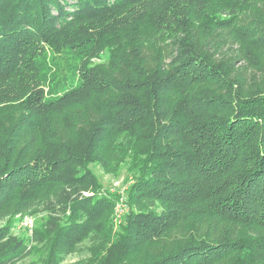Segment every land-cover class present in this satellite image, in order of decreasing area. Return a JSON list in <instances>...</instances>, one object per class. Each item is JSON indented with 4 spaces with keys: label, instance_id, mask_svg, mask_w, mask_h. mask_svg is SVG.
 Masks as SVG:
<instances>
[{
    "label": "trees",
    "instance_id": "16d2710c",
    "mask_svg": "<svg viewBox=\"0 0 264 264\" xmlns=\"http://www.w3.org/2000/svg\"><path fill=\"white\" fill-rule=\"evenodd\" d=\"M81 248L264 264V0H0V264Z\"/></svg>",
    "mask_w": 264,
    "mask_h": 264
},
{
    "label": "rangeland",
    "instance_id": "374dc122",
    "mask_svg": "<svg viewBox=\"0 0 264 264\" xmlns=\"http://www.w3.org/2000/svg\"><path fill=\"white\" fill-rule=\"evenodd\" d=\"M93 169L97 173V175L100 177V180L103 186L106 189H108L110 192L117 193L118 195H120V198H121L122 194L125 193V189L127 188L128 183L130 181L129 177L126 176V173L122 172L119 175L113 176L111 174L104 173L99 167H94ZM122 207L123 206L121 204V201L118 200V202L116 203L113 209V217H112L115 227H117L118 223L121 222L122 220V211H121ZM35 219L37 218H34L31 215H25L21 219V221H19V224L17 225L15 232L22 231V233L25 232L26 236L28 237L32 236ZM25 220L30 221L32 223L31 232H29L26 226H24L23 222ZM88 255H89L88 251L81 248V250L79 249L78 251L74 252L72 255H69L66 258L65 263L72 264L75 261L83 257H86Z\"/></svg>",
    "mask_w": 264,
    "mask_h": 264
},
{
    "label": "built area",
    "instance_id": "2783aa9c",
    "mask_svg": "<svg viewBox=\"0 0 264 264\" xmlns=\"http://www.w3.org/2000/svg\"><path fill=\"white\" fill-rule=\"evenodd\" d=\"M121 211H122V209H121ZM23 224H24V226H26V228L28 229V231L31 232L32 223L30 221L25 220L23 222Z\"/></svg>",
    "mask_w": 264,
    "mask_h": 264
}]
</instances>
